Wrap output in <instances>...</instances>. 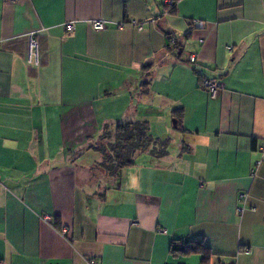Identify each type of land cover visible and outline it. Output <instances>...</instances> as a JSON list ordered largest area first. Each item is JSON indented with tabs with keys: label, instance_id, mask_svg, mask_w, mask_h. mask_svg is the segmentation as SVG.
Segmentation results:
<instances>
[{
	"label": "crops",
	"instance_id": "crops-1",
	"mask_svg": "<svg viewBox=\"0 0 264 264\" xmlns=\"http://www.w3.org/2000/svg\"><path fill=\"white\" fill-rule=\"evenodd\" d=\"M168 1L0 0V264H201L171 254L200 239L264 264V0ZM128 122L166 154L113 178L95 149Z\"/></svg>",
	"mask_w": 264,
	"mask_h": 264
},
{
	"label": "trees",
	"instance_id": "trees-1",
	"mask_svg": "<svg viewBox=\"0 0 264 264\" xmlns=\"http://www.w3.org/2000/svg\"><path fill=\"white\" fill-rule=\"evenodd\" d=\"M168 9V12L173 14L175 12L174 4ZM167 48L180 52L177 43L172 47L168 44ZM204 80L200 81L201 86ZM148 82H143L142 87L146 89L149 85ZM174 114L178 126L179 119L182 117V110L177 109ZM101 141L102 144L95 149L101 156V161L96 167L113 178L117 177L122 170L133 166L136 156L140 153L148 152L157 158L166 154L167 141L154 140L146 122L118 123L110 129L106 128L101 136ZM55 226L61 231V227L57 223ZM171 254L198 255L201 264H208L211 258L210 251L201 239L181 243L173 242L171 244Z\"/></svg>",
	"mask_w": 264,
	"mask_h": 264
},
{
	"label": "built area",
	"instance_id": "built-area-1",
	"mask_svg": "<svg viewBox=\"0 0 264 264\" xmlns=\"http://www.w3.org/2000/svg\"><path fill=\"white\" fill-rule=\"evenodd\" d=\"M10 1H19V0H10ZM166 3H169V1L167 0ZM133 25L136 26V24H133ZM90 26H91L93 31L100 32V31L104 30L105 23L100 22V21L99 22H92L90 24ZM195 26L201 27L202 25L200 23L196 22ZM138 29L140 30V27ZM72 32H73V24L68 23L67 25H65V33L67 35H70V34H72ZM168 42L170 45H175V43H176L175 39L172 37L168 38ZM36 49H37V44L33 41L32 36H30L28 63L34 64L35 66L37 65ZM194 61H195L194 57L190 56L188 58L189 63H193ZM202 87L206 90V92H207V94L211 100H215L218 92L224 90V86H223L222 82L219 80H216V79H205L202 82ZM61 233L63 235L64 234L66 235L68 233V228H66V227L61 228ZM228 264H233V263H228Z\"/></svg>",
	"mask_w": 264,
	"mask_h": 264
},
{
	"label": "rangeland",
	"instance_id": "rangeland-1",
	"mask_svg": "<svg viewBox=\"0 0 264 264\" xmlns=\"http://www.w3.org/2000/svg\"><path fill=\"white\" fill-rule=\"evenodd\" d=\"M174 123H175L174 119L170 118L169 116H166V126H167V128L171 129V131H170V129L167 131L166 136H168L170 138V140H172V141H174V135L177 134L176 133L177 131L176 130L174 131V129L172 128L174 126ZM155 130L159 131L160 133H162L163 132V127H157V126L155 128L153 127V132ZM159 132H155V133L158 134ZM160 137H162V136H160Z\"/></svg>",
	"mask_w": 264,
	"mask_h": 264
}]
</instances>
